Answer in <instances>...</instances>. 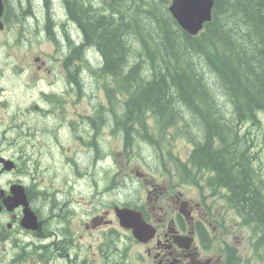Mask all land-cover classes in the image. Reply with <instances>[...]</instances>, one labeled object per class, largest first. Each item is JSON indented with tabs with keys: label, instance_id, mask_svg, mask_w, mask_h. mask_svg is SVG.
Here are the masks:
<instances>
[{
	"label": "trees",
	"instance_id": "obj_1",
	"mask_svg": "<svg viewBox=\"0 0 264 264\" xmlns=\"http://www.w3.org/2000/svg\"><path fill=\"white\" fill-rule=\"evenodd\" d=\"M170 1L3 0V22L11 28L30 21L33 32L41 9L46 35L57 43L52 25L64 19L70 30H61L69 47L63 62H82L73 80L87 66L85 76L101 82L105 116L123 149L140 154L152 145L166 158L167 130L185 137L190 155L173 162L191 183L228 188L226 205L250 227L253 256L264 264L262 147L250 127L264 115V0H214L196 35L178 24Z\"/></svg>",
	"mask_w": 264,
	"mask_h": 264
},
{
	"label": "flooded vegetation",
	"instance_id": "obj_2",
	"mask_svg": "<svg viewBox=\"0 0 264 264\" xmlns=\"http://www.w3.org/2000/svg\"><path fill=\"white\" fill-rule=\"evenodd\" d=\"M4 29L10 27L4 24ZM64 64L62 99H54L53 107L42 113L52 118L54 112L58 113L52 120L57 131L66 127L85 134L93 131L91 139L83 140L84 149L77 150L84 151L86 157L77 154L78 158L75 156L67 165L88 176L81 178L84 186L73 183L66 185V191L53 186L50 192L34 181L24 182L19 176L10 178L16 170L20 174L29 171L23 160L2 155L4 148L13 144L8 141V130L3 128L0 177L5 176V180L0 181V264H238L237 247L231 244L234 240L228 245L226 239L235 227L242 235L244 228L250 234V227L241 223L234 206L226 205L228 188L218 183L212 187L206 179L191 184L183 165L174 163L173 157L169 163H156L159 157L154 158L150 166L155 170L147 171L142 166V170L126 168L115 172V155L97 139L101 128L112 132L105 116L108 105L100 98L90 101L83 77L89 74L87 66L85 73L77 72L73 80L71 72L77 69L74 59L70 66ZM74 81L84 87H76ZM73 93L89 98L91 109L67 120L65 96ZM8 136L15 142L13 132ZM83 157L85 162L81 161ZM1 158L12 161V165L6 167ZM99 167L104 170H96ZM99 172L105 175L109 189L103 187ZM15 185L23 188L27 206L16 195L19 191L13 189ZM122 208L135 212L133 225L137 235L127 226L131 222L118 216Z\"/></svg>",
	"mask_w": 264,
	"mask_h": 264
},
{
	"label": "rangeland",
	"instance_id": "obj_3",
	"mask_svg": "<svg viewBox=\"0 0 264 264\" xmlns=\"http://www.w3.org/2000/svg\"><path fill=\"white\" fill-rule=\"evenodd\" d=\"M32 11L34 10L32 9ZM40 12L39 24L31 20V23L34 24L31 29H35L33 32L29 28L30 21L21 24L20 27L11 26L10 29L0 30V136L3 133V128L8 130V141L12 140L11 143H13L9 148H4L2 155L12 160H16V158L23 160L26 163L25 169L29 171V173L20 174L16 170L10 174V178L19 176L24 182L34 181L35 184L44 187L43 189H46L47 192L52 191L53 186L62 188L61 191H66V185L73 183L84 186L81 178L88 175L74 169L72 171L67 165L72 164L71 159L75 156L78 158L77 154L86 157L83 155L84 151L80 153L77 150L84 149V141L91 139L93 131L87 134L82 131L77 132V130L74 132L72 127L57 131V126L52 125V120L58 117V113L54 112L53 118L42 113V110L53 107L54 99H62L60 93L64 87H62L61 76L63 70L66 73L63 60L69 47L67 39L63 35L64 32L61 30L66 28L70 30V25L64 19L60 21V24L58 22V26L56 23L52 25L53 28L60 31L58 33L59 40L54 43L51 37L46 35L43 25L44 12L41 9ZM30 33L33 38L30 37ZM83 77H85V87H88L86 92L89 93L90 101L94 102L100 98L106 103L103 99L101 82L96 81L95 78L89 80L86 76L83 75ZM89 98L84 99L75 93L66 94L64 105L66 119L78 116L80 111L88 113L91 109L88 108L87 103ZM260 117L261 120L257 126L250 127L260 141L256 148L259 149L260 145L262 147V151L258 152L260 158L257 161L262 164L264 177V115L260 114ZM169 131L167 130L166 136H169L171 140L169 148L171 155L166 158H162V153H156V149L151 147L152 145H144L142 149L139 147L140 154H136L138 148L128 150L127 153L123 149V141L119 136L103 128L99 130L97 139L103 147L106 146L115 155L113 168L115 172L126 168L127 170H142V166L145 170L150 171L155 170L153 166H150L154 164V158L159 157L156 163L162 159L169 163L171 157L185 161L190 155L192 144L181 135L175 136L171 129ZM12 132L15 142L8 136ZM164 153L167 155L168 152ZM84 157L82 162H85ZM164 160L162 161L165 162ZM109 162L112 163L111 158H109ZM93 169L95 170V168ZM96 170L104 169L99 167ZM98 175L102 176L103 187L109 189L103 172H99ZM0 178V181L4 182L5 176ZM190 189L198 192L197 188L190 187ZM204 192L210 193L207 189H204ZM237 220L238 218H235L236 223ZM238 229V226L232 229L231 235L226 241L230 245L234 240L231 244L238 249V254L241 257L240 264H262L252 255L246 229H243L244 235Z\"/></svg>",
	"mask_w": 264,
	"mask_h": 264
},
{
	"label": "water",
	"instance_id": "obj_4",
	"mask_svg": "<svg viewBox=\"0 0 264 264\" xmlns=\"http://www.w3.org/2000/svg\"><path fill=\"white\" fill-rule=\"evenodd\" d=\"M214 4V0H171L168 5V9L171 12L172 16L178 22V24L188 33L197 34L199 30H201L204 24L211 19L212 7ZM3 12V2L0 0V18ZM2 22L0 19V28H2ZM4 162L5 166L12 165V161L1 158ZM13 189L18 190L19 193L16 194L20 200H22L23 204L27 206V202L25 201V194L23 192V188L19 185L13 186ZM118 216L124 222L129 220L131 224L130 226L133 228L134 233L137 235L135 231V226L133 225L134 219L136 217L135 212L130 209L122 208L118 211Z\"/></svg>",
	"mask_w": 264,
	"mask_h": 264
},
{
	"label": "bare ground",
	"instance_id": "obj_5",
	"mask_svg": "<svg viewBox=\"0 0 264 264\" xmlns=\"http://www.w3.org/2000/svg\"><path fill=\"white\" fill-rule=\"evenodd\" d=\"M43 25H44V23H43Z\"/></svg>",
	"mask_w": 264,
	"mask_h": 264
}]
</instances>
